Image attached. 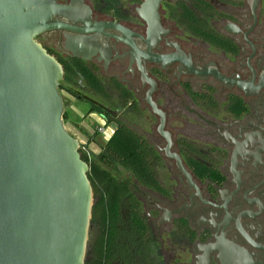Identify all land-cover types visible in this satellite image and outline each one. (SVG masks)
Here are the masks:
<instances>
[{"label": "flooded vegetation", "instance_id": "obj_1", "mask_svg": "<svg viewBox=\"0 0 264 264\" xmlns=\"http://www.w3.org/2000/svg\"><path fill=\"white\" fill-rule=\"evenodd\" d=\"M57 1L118 27L38 38L63 66L64 124L124 191L118 264H222L235 248L264 264V0H162L152 34L145 0ZM77 36L88 59L67 49ZM119 131L134 168L107 151Z\"/></svg>", "mask_w": 264, "mask_h": 264}, {"label": "water", "instance_id": "obj_2", "mask_svg": "<svg viewBox=\"0 0 264 264\" xmlns=\"http://www.w3.org/2000/svg\"><path fill=\"white\" fill-rule=\"evenodd\" d=\"M161 2L145 0L139 9L150 34L162 28ZM80 10L75 1L0 0V264H86L94 207L90 167L64 124L63 66L38 41L61 29L118 28L92 29ZM86 41L70 37L67 49L88 59ZM235 249L222 264L244 263Z\"/></svg>", "mask_w": 264, "mask_h": 264}, {"label": "trees", "instance_id": "obj_3", "mask_svg": "<svg viewBox=\"0 0 264 264\" xmlns=\"http://www.w3.org/2000/svg\"><path fill=\"white\" fill-rule=\"evenodd\" d=\"M194 22L199 23L195 18ZM135 144L125 142L121 131L117 132L112 141L108 144L107 151L119 162L128 163L135 167L136 159L124 160V151H134ZM82 159L89 164V179L92 183L95 204L93 208L92 221L98 222L99 233L96 236L88 253L86 264H118L121 260L122 251L120 241L122 233L118 227L121 219V202L124 191L115 181L111 182L108 173L96 162H90L82 152ZM152 176H145V178ZM139 215L133 212V220L139 222ZM140 237L148 238V228L144 224ZM131 264V262L129 263Z\"/></svg>", "mask_w": 264, "mask_h": 264}, {"label": "rangeland", "instance_id": "obj_4", "mask_svg": "<svg viewBox=\"0 0 264 264\" xmlns=\"http://www.w3.org/2000/svg\"><path fill=\"white\" fill-rule=\"evenodd\" d=\"M39 41V40H38ZM40 42V41H39ZM88 124H92L91 123V121H89L88 122ZM65 126L67 127V129H68V126H67V124H65ZM74 136V135H73ZM75 137V136H74ZM76 138V137H75ZM82 145L83 144H81V147H82ZM94 148V150L95 151H97L96 149H97V147H93ZM81 150V149H80ZM147 212V210H145V213ZM95 233H96V231H95V229L92 227L91 228V232H90V238H89V245H88V251H87V257H88V253H89V250H90V248H91V244H92V241L94 240V235H95ZM165 238H167V236H165ZM154 252L156 253V249H157V245L156 244H154ZM87 257H86V260H87ZM181 261L183 262V263H185V262H188V261H190V258L186 255V254H181ZM158 261H159V263H160V258H158Z\"/></svg>", "mask_w": 264, "mask_h": 264}, {"label": "crops", "instance_id": "obj_5", "mask_svg": "<svg viewBox=\"0 0 264 264\" xmlns=\"http://www.w3.org/2000/svg\"><path fill=\"white\" fill-rule=\"evenodd\" d=\"M101 126H103V125L101 124Z\"/></svg>", "mask_w": 264, "mask_h": 264}, {"label": "built area", "instance_id": "obj_6", "mask_svg": "<svg viewBox=\"0 0 264 264\" xmlns=\"http://www.w3.org/2000/svg\"><path fill=\"white\" fill-rule=\"evenodd\" d=\"M81 142V141H80Z\"/></svg>", "mask_w": 264, "mask_h": 264}]
</instances>
